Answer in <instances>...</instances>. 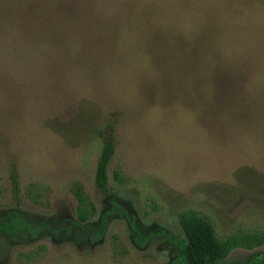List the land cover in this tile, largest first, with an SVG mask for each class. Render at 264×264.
<instances>
[{
    "label": "rangeland",
    "instance_id": "374dc122",
    "mask_svg": "<svg viewBox=\"0 0 264 264\" xmlns=\"http://www.w3.org/2000/svg\"><path fill=\"white\" fill-rule=\"evenodd\" d=\"M109 127L123 212L95 182ZM14 211L47 228L0 231V264H170L183 213L264 236V0H0V223Z\"/></svg>",
    "mask_w": 264,
    "mask_h": 264
},
{
    "label": "trees",
    "instance_id": "16d2710c",
    "mask_svg": "<svg viewBox=\"0 0 264 264\" xmlns=\"http://www.w3.org/2000/svg\"><path fill=\"white\" fill-rule=\"evenodd\" d=\"M113 127H109V133L98 132L103 139V148L97 162L95 182L98 190L109 197V201L113 204L114 209L121 211L116 199L110 196L109 188V165L115 153L114 138L112 136ZM14 190L18 191L17 176H13ZM83 202V199H81ZM125 216L128 214L124 211ZM81 223L87 221L86 211L79 215ZM133 217H129L131 226L136 233V241L142 246L147 238H142L136 231L133 224ZM81 223H72L67 227L71 228L83 227ZM180 226L184 231V238H173L168 235L170 243L178 250V255L170 264H222L229 256L233 249L239 247L252 248L264 243V236L257 234H244L241 236H231L226 240H220L216 236L213 226L204 218L195 213H183L180 215ZM107 219L103 218L100 227L96 230V236L100 238L106 230ZM47 227L41 225L40 228L27 222L19 211H14L9 215L7 222L0 223V231L5 233L9 238L17 239L22 233H29L32 237H36L38 232L44 231ZM264 256L257 257L247 264H263Z\"/></svg>",
    "mask_w": 264,
    "mask_h": 264
}]
</instances>
